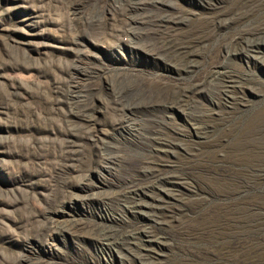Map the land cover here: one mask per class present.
<instances>
[{
  "label": "rangeland",
  "instance_id": "obj_1",
  "mask_svg": "<svg viewBox=\"0 0 264 264\" xmlns=\"http://www.w3.org/2000/svg\"><path fill=\"white\" fill-rule=\"evenodd\" d=\"M0 264H264V0H0Z\"/></svg>",
  "mask_w": 264,
  "mask_h": 264
}]
</instances>
